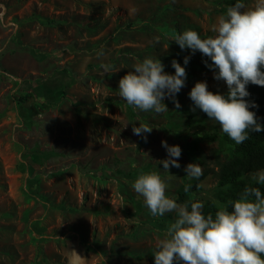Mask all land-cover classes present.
Instances as JSON below:
<instances>
[{
    "label": "rangeland",
    "instance_id": "374dc122",
    "mask_svg": "<svg viewBox=\"0 0 264 264\" xmlns=\"http://www.w3.org/2000/svg\"><path fill=\"white\" fill-rule=\"evenodd\" d=\"M228 7L224 0H0V264H154L151 250L175 214L152 216L131 183L155 170L176 198L185 165L201 164L196 148L216 169L218 141L207 133L220 127L192 110L188 92L198 80L227 91L207 57L171 38L187 28L212 35ZM186 55L179 109L165 99L164 113L134 111L118 95L119 79L145 57L172 73L171 61L182 64ZM139 123L153 127L146 141L132 132ZM162 140L180 146V168L166 172L158 163L167 155ZM201 186L196 201L228 205L217 198L215 173Z\"/></svg>",
    "mask_w": 264,
    "mask_h": 264
},
{
    "label": "clouds",
    "instance_id": "9594fccd",
    "mask_svg": "<svg viewBox=\"0 0 264 264\" xmlns=\"http://www.w3.org/2000/svg\"><path fill=\"white\" fill-rule=\"evenodd\" d=\"M211 31L212 35L201 36L187 28L171 40L182 51H198L207 57L204 63L213 71V79L226 85V93L213 92L206 80H198L188 97L193 111L199 109L206 114L239 145L250 133L264 131V124L250 110L257 107L256 103L245 99L250 95L249 84L264 86V0H254L247 7L244 0H235ZM103 54L102 49L96 53L98 57ZM189 60L187 55L182 64L173 59L174 72L168 73L158 57H145L119 79L118 95L134 111L164 113L168 111L165 99L179 109L176 96L185 85ZM103 67L108 71L111 65ZM152 128L133 124L132 132L146 141ZM161 146L167 153L158 161L163 170L169 172L170 166L180 168V146L163 140ZM184 172L190 180L203 174L202 167L194 162L186 164ZM248 179L249 184L236 199L219 207L214 215H205L202 202L179 204L167 195V184L159 172L153 170L136 177L131 187L152 216L175 214L151 250L154 264H264V191L259 187L264 186V169H257ZM189 187L185 185L184 191Z\"/></svg>",
    "mask_w": 264,
    "mask_h": 264
},
{
    "label": "trees",
    "instance_id": "16d2710c",
    "mask_svg": "<svg viewBox=\"0 0 264 264\" xmlns=\"http://www.w3.org/2000/svg\"><path fill=\"white\" fill-rule=\"evenodd\" d=\"M224 3L231 6L235 0H224ZM208 62L211 63V61ZM247 89L250 95L245 99L254 101L257 105L250 110L254 111L259 122L264 124V86L249 84ZM207 137L218 141V146L211 151V158L216 169L210 165L209 156L203 149H194L195 158L200 161L203 174L198 179L192 180L183 177V183L177 189L175 198L179 203L196 201L191 195L201 189L202 181L210 173H215L219 188L217 198L221 203L228 204L229 201L236 199L249 184L245 174L264 169V131L250 133L249 138L239 145L222 132L213 131L207 133ZM185 185H190L187 192L184 191ZM259 187L264 191V186ZM219 207L213 201H207L203 213L214 215Z\"/></svg>",
    "mask_w": 264,
    "mask_h": 264
}]
</instances>
